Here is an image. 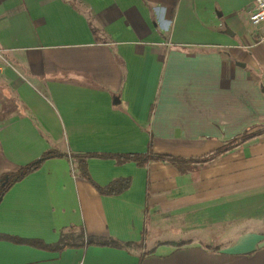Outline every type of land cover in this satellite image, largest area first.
<instances>
[{"label":"crops","instance_id":"1","mask_svg":"<svg viewBox=\"0 0 264 264\" xmlns=\"http://www.w3.org/2000/svg\"><path fill=\"white\" fill-rule=\"evenodd\" d=\"M254 5L0 0V179L50 149L105 154L88 159L101 186L130 179L102 194L69 156L47 159L0 201V264H264V22H250ZM256 132L188 172L112 156L200 158ZM81 229L133 245L50 247Z\"/></svg>","mask_w":264,"mask_h":264},{"label":"trees","instance_id":"2","mask_svg":"<svg viewBox=\"0 0 264 264\" xmlns=\"http://www.w3.org/2000/svg\"><path fill=\"white\" fill-rule=\"evenodd\" d=\"M260 132L256 133H245L239 138H234L230 140L229 144L225 145L224 147L211 152L210 154L200 157V158H182L179 156H174L170 154H157L152 152L147 153H134V154H114L112 156L116 157V160L119 163H123L128 160H132L137 162L139 165L146 164L149 159H157V160H163L169 163L174 164L181 172H188L192 171L193 167L190 164L193 163H208L218 157L220 154L228 151L230 148L235 147L241 143H244L253 137H256ZM105 154H99V153H67L63 152L58 149H50L46 151L41 157L37 158L36 160L20 166L18 170L15 172H9L4 174L0 179V201L2 197L5 195V193L8 192L9 189L18 181L23 179L25 176H27L29 173L36 171L38 168L41 167V165L49 158L52 157H60V156H69L72 160V163L75 165L74 167L77 169L78 174L89 181H91L98 191L102 194H117L122 192L124 189H126L130 185V179L129 178H119L115 179L109 184L105 186H101L92 179L89 169H88V159L92 156H104ZM0 237L2 235L0 234ZM82 239V242L80 244L75 243L74 240L76 239ZM15 241V240H14ZM16 241H20L16 239ZM187 240H182L176 243V245H183L187 243ZM38 244L43 245L41 242H38ZM78 244V245H77ZM91 244H111L115 245L117 247H124L128 248L133 245L131 242H121L118 240H111L107 241L106 239L102 238H95L92 236H89L86 234L84 229H81L79 234L75 235L74 233H63L60 240L50 246L51 248L55 249H63L65 247H75V246H84V245H91ZM43 246L49 247V245L44 244Z\"/></svg>","mask_w":264,"mask_h":264},{"label":"built area","instance_id":"3","mask_svg":"<svg viewBox=\"0 0 264 264\" xmlns=\"http://www.w3.org/2000/svg\"><path fill=\"white\" fill-rule=\"evenodd\" d=\"M249 19L253 25L264 22V0H255V5L249 13Z\"/></svg>","mask_w":264,"mask_h":264}]
</instances>
